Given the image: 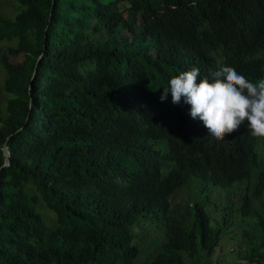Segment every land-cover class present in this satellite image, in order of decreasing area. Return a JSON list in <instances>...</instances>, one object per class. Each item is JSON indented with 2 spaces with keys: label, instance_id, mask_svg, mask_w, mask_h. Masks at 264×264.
I'll return each instance as SVG.
<instances>
[{
  "label": "trees",
  "instance_id": "16d2710c",
  "mask_svg": "<svg viewBox=\"0 0 264 264\" xmlns=\"http://www.w3.org/2000/svg\"><path fill=\"white\" fill-rule=\"evenodd\" d=\"M5 1L0 264H210L237 224L243 262L264 264L262 138L245 121L217 140L183 99H160L193 67L197 82L221 62L264 78V0H9L12 14ZM191 179L220 202L174 211ZM150 217L165 241L143 262L132 228Z\"/></svg>",
  "mask_w": 264,
  "mask_h": 264
},
{
  "label": "clouds",
  "instance_id": "9594fccd",
  "mask_svg": "<svg viewBox=\"0 0 264 264\" xmlns=\"http://www.w3.org/2000/svg\"><path fill=\"white\" fill-rule=\"evenodd\" d=\"M199 76L200 70L193 67L171 78L161 101L169 92L172 103L180 104L183 99L190 105L191 118H199L217 140L236 132L245 121L253 137L264 138V78L252 82L222 62L211 73V80L197 82Z\"/></svg>",
  "mask_w": 264,
  "mask_h": 264
},
{
  "label": "rangeland",
  "instance_id": "374dc122",
  "mask_svg": "<svg viewBox=\"0 0 264 264\" xmlns=\"http://www.w3.org/2000/svg\"><path fill=\"white\" fill-rule=\"evenodd\" d=\"M4 9L12 14L15 12V7L17 6L15 1H5L3 2ZM6 12V13H7ZM165 45V44H162ZM5 47L3 44L0 45V49ZM6 77V72L3 67L0 65V99L3 109H6L7 102L10 99L11 95L7 94L3 90V84ZM252 81V80H250ZM183 111L185 114L190 116V109L187 106H183ZM191 117V116H190ZM163 148L165 153L168 152V143L167 141L163 142ZM260 150L264 154V138L260 142ZM214 192L216 194H214ZM195 202L207 203L213 205V207L220 202V195L218 191H213L208 186L205 187L200 180L191 179L187 184L179 189L172 197L171 203L174 211L181 210L183 211L186 205L193 206ZM40 213L45 215L47 222L50 226H55V220L47 218V215L56 218L54 212L50 210H40ZM162 223L153 217L150 218H141L133 226L132 231L136 236V243L142 248L143 256L142 261H152L147 259H155L161 250L160 242H164L165 239L162 236L163 229ZM246 225L237 224L230 227V235L224 238L221 246L224 250H219L210 259V264H217L219 260L222 261L221 264H247L243 262L245 255L250 252L252 241L245 240L243 238L242 232ZM166 236V234H165ZM153 247V248H152ZM160 247V248H159ZM197 256V255H196ZM194 255L191 257L190 254L185 256V264H195L198 262L199 257L196 258ZM221 258H224L222 260ZM203 260V258L201 259Z\"/></svg>",
  "mask_w": 264,
  "mask_h": 264
},
{
  "label": "water",
  "instance_id": "95a60500",
  "mask_svg": "<svg viewBox=\"0 0 264 264\" xmlns=\"http://www.w3.org/2000/svg\"><path fill=\"white\" fill-rule=\"evenodd\" d=\"M36 73H37V70L35 71V74H34V77L36 76ZM33 77V78H34ZM33 83V82H32ZM32 83L30 85V90L32 88ZM22 130V129H20ZM10 140V137L7 138V141L5 142L4 146H3V153H4V156H5V163L3 165L2 168H5V167H9L11 165V160H10V152H9V148H8V141ZM1 168V169H2Z\"/></svg>",
  "mask_w": 264,
  "mask_h": 264
}]
</instances>
